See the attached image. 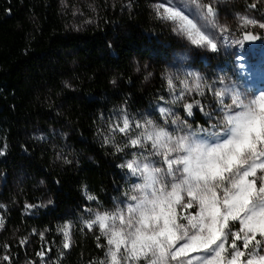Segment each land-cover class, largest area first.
<instances>
[{
    "label": "trees",
    "instance_id": "1",
    "mask_svg": "<svg viewBox=\"0 0 264 264\" xmlns=\"http://www.w3.org/2000/svg\"><path fill=\"white\" fill-rule=\"evenodd\" d=\"M152 2L0 0V264L105 260L106 248L97 244L106 239L86 222L111 211L117 198L128 200L139 182L119 167L137 150L117 152L114 143L123 138L116 133L106 142L109 125L121 109L136 120L139 109L158 118L170 94L165 62L180 47L195 51ZM236 4L264 16V0ZM196 57L208 63L204 52ZM192 99L208 112L215 107L213 97ZM183 103V119L194 129L208 126L204 113L194 108L189 117ZM37 126L46 139L31 136ZM50 127L64 135L54 137Z\"/></svg>",
    "mask_w": 264,
    "mask_h": 264
},
{
    "label": "snow or ice",
    "instance_id": "2",
    "mask_svg": "<svg viewBox=\"0 0 264 264\" xmlns=\"http://www.w3.org/2000/svg\"><path fill=\"white\" fill-rule=\"evenodd\" d=\"M194 2L204 24L189 18L178 3L157 5V15L172 22L173 30L190 44L218 52L216 39L208 32V25L217 27L216 8ZM240 19L243 29H264L260 21ZM219 30L222 35L229 31L227 26ZM262 39L249 30L235 43L243 47ZM188 75L191 84L165 74L173 94L169 103L184 101L189 117L198 108L208 117L207 127L193 129L168 107L158 111L164 125L176 126L174 131L152 119L136 120L123 109L120 120L109 125L106 142L110 138L114 142L116 133L123 138L122 145L114 143L117 152L137 150L119 167L139 183L126 194L123 207L97 213L86 222L90 230L98 225L106 239L97 244L106 248L105 260L98 264H264V90L244 95L227 86L217 88L196 73ZM205 90L216 102L215 116L200 100H187L193 92L205 96ZM67 227L61 229L65 249L71 246Z\"/></svg>",
    "mask_w": 264,
    "mask_h": 264
},
{
    "label": "rangeland",
    "instance_id": "3",
    "mask_svg": "<svg viewBox=\"0 0 264 264\" xmlns=\"http://www.w3.org/2000/svg\"><path fill=\"white\" fill-rule=\"evenodd\" d=\"M237 1L239 0H200L203 4L211 3L216 8V16L213 18L217 27L213 28L208 25V32L215 37L216 42L219 47L218 52H211L205 48L197 47L189 43L184 36L178 34L174 31L175 25L167 20L172 30L181 37L187 45L193 46L195 51L189 47H180L171 53L170 58L165 62L163 66V78L165 74H171L173 76H179L180 79H186L189 84L192 83V77L189 73H196L203 77L209 83H215V87H229L241 92L244 95L256 94L261 90H264V39L258 40L259 44L255 47H249L244 43L243 47L236 44L235 41L242 39L243 31H252L254 34H259L264 37V29L259 27H249L248 29H243L241 24V17L246 16L251 19H255L264 23V16L254 9L238 7ZM235 2V3H234ZM171 3H178L183 5V10L189 18L194 19L201 24L205 21L201 17V12L198 8V4L194 0H153V11L157 14L156 6L163 4L165 6H170ZM162 12L163 9H160ZM80 13V12H79ZM158 16V15H157ZM161 19V18H160ZM219 26H227L229 31L227 33L221 34ZM204 52L208 62L207 64H202L197 61V53ZM225 61V63L223 62ZM165 79V78H164ZM223 81V83H221ZM177 83V92L180 91L179 81ZM205 96L213 97L210 93L205 90ZM196 94L193 92L191 95ZM188 95L187 99L191 96ZM173 98V94H169L165 99L166 106L172 110L173 113L179 115L182 120L181 111L179 107L184 101H178L176 103H169ZM215 107L210 106L213 115H217L216 102ZM139 120L142 119H152L157 123L168 128L169 131H174L176 126L172 124L164 125L163 119L159 115V119L153 112L145 111L144 109H139ZM38 127V126H37ZM194 129V128H193ZM50 132H52L54 137H62L64 133L58 129L50 127ZM31 136L37 138L42 137L46 139L45 130L38 127L34 128L30 132ZM151 159L158 162L157 157H152ZM130 160V159H129ZM139 183V182H138ZM136 184L133 183L131 187ZM132 189V188H131ZM128 200L123 198H117L115 200L114 206L111 211L115 210L117 207H123ZM239 227V225L237 224Z\"/></svg>",
    "mask_w": 264,
    "mask_h": 264
},
{
    "label": "water",
    "instance_id": "4",
    "mask_svg": "<svg viewBox=\"0 0 264 264\" xmlns=\"http://www.w3.org/2000/svg\"><path fill=\"white\" fill-rule=\"evenodd\" d=\"M244 32V31H243ZM243 32H242V36H243ZM259 44V41H255V42H246V45L249 47H255Z\"/></svg>",
    "mask_w": 264,
    "mask_h": 264
}]
</instances>
